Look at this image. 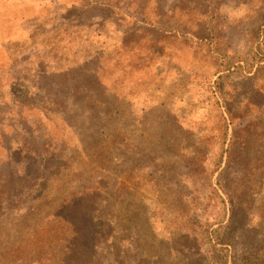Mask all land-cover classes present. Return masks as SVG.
Returning a JSON list of instances; mask_svg holds the SVG:
<instances>
[{"label": "rangeland", "instance_id": "obj_1", "mask_svg": "<svg viewBox=\"0 0 264 264\" xmlns=\"http://www.w3.org/2000/svg\"><path fill=\"white\" fill-rule=\"evenodd\" d=\"M15 173L0 264H264V0H0Z\"/></svg>", "mask_w": 264, "mask_h": 264}, {"label": "trees", "instance_id": "obj_2", "mask_svg": "<svg viewBox=\"0 0 264 264\" xmlns=\"http://www.w3.org/2000/svg\"><path fill=\"white\" fill-rule=\"evenodd\" d=\"M98 84L99 80L96 78ZM18 173L10 175L8 179L1 181L0 179V218L7 211L9 206L13 205L22 195L25 188L23 177H18ZM2 182V183H1Z\"/></svg>", "mask_w": 264, "mask_h": 264}]
</instances>
